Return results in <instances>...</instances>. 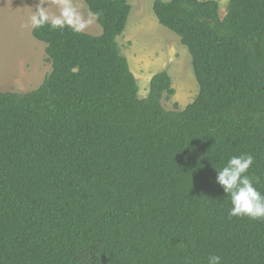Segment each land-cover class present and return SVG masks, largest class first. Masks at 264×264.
<instances>
[{
  "label": "trees",
  "instance_id": "1",
  "mask_svg": "<svg viewBox=\"0 0 264 264\" xmlns=\"http://www.w3.org/2000/svg\"><path fill=\"white\" fill-rule=\"evenodd\" d=\"M83 2L101 34L33 28L50 71L0 91V264H264V220L229 218L216 183L249 153L264 194V0H227L222 17L215 0L153 2L190 55L181 110L161 105L166 71L138 96L116 42L128 0Z\"/></svg>",
  "mask_w": 264,
  "mask_h": 264
},
{
  "label": "rangeland",
  "instance_id": "2",
  "mask_svg": "<svg viewBox=\"0 0 264 264\" xmlns=\"http://www.w3.org/2000/svg\"><path fill=\"white\" fill-rule=\"evenodd\" d=\"M155 0H128L131 8L123 33L116 42L126 57L130 70L137 79L138 96L148 93L151 76L166 71L171 78L175 95L162 100L166 110L174 104L183 109L196 96L198 88L194 78L190 55L179 38L158 24L152 13ZM168 1V0H160ZM219 15H224L227 0H215ZM86 22L81 31L97 36L101 28L87 10L83 0H72ZM38 0H0V91L26 93L37 89L50 71L46 62L45 45L32 35L29 18L36 11ZM50 16L59 14L58 0H47ZM178 109V108H177Z\"/></svg>",
  "mask_w": 264,
  "mask_h": 264
},
{
  "label": "clouds",
  "instance_id": "3",
  "mask_svg": "<svg viewBox=\"0 0 264 264\" xmlns=\"http://www.w3.org/2000/svg\"><path fill=\"white\" fill-rule=\"evenodd\" d=\"M47 0H38L36 11L29 18L32 28L39 29L49 25L53 30L70 28L74 32H81L86 28V22L80 15L72 0H58L59 14L50 16ZM93 15H99L95 13ZM254 164V157L249 153L234 155L217 170L216 183L220 185L226 196L230 198L231 208L228 217H247L251 220H264V194L257 184L259 177L249 175V169ZM207 264H222L219 255L207 257Z\"/></svg>",
  "mask_w": 264,
  "mask_h": 264
}]
</instances>
